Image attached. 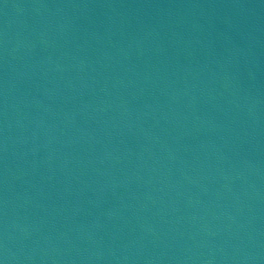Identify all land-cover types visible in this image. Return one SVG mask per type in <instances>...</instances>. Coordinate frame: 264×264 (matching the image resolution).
<instances>
[{
  "label": "water",
  "instance_id": "1",
  "mask_svg": "<svg viewBox=\"0 0 264 264\" xmlns=\"http://www.w3.org/2000/svg\"><path fill=\"white\" fill-rule=\"evenodd\" d=\"M0 264H264V0H0Z\"/></svg>",
  "mask_w": 264,
  "mask_h": 264
}]
</instances>
